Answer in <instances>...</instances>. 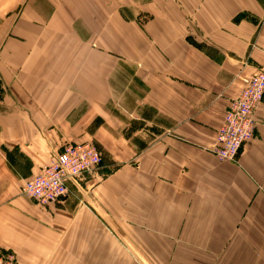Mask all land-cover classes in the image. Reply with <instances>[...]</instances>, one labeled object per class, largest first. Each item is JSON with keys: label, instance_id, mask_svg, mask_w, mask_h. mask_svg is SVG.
<instances>
[{"label": "crops", "instance_id": "0c3cea01", "mask_svg": "<svg viewBox=\"0 0 264 264\" xmlns=\"http://www.w3.org/2000/svg\"><path fill=\"white\" fill-rule=\"evenodd\" d=\"M262 64L264 0H0V254L264 264V102L236 160L212 150ZM71 141L102 164L41 206L22 186Z\"/></svg>", "mask_w": 264, "mask_h": 264}, {"label": "built area", "instance_id": "2783aa9c", "mask_svg": "<svg viewBox=\"0 0 264 264\" xmlns=\"http://www.w3.org/2000/svg\"><path fill=\"white\" fill-rule=\"evenodd\" d=\"M264 95V64L245 80V86L239 96L230 103L224 122L216 132L213 152L220 160H233L238 157L241 147L255 136V111L261 104ZM248 105L249 108H245ZM93 142H69L53 159L40 167L37 174L27 179L22 192L30 196L37 204L48 206L63 199L68 193L69 182H77L82 175L91 171H71L66 161L68 157L82 148H90L97 162L101 161V152L92 146ZM80 156V155H78ZM85 169H87L85 167ZM0 264H20L13 252L0 254Z\"/></svg>", "mask_w": 264, "mask_h": 264}, {"label": "rangeland", "instance_id": "374dc122", "mask_svg": "<svg viewBox=\"0 0 264 264\" xmlns=\"http://www.w3.org/2000/svg\"><path fill=\"white\" fill-rule=\"evenodd\" d=\"M152 3H154V1H151V7L149 10L150 12L155 11V9H154L155 5ZM155 3H157V1H155ZM171 6L173 7L172 4H171ZM125 17L127 18V24L128 25L133 24L134 26H136L135 28L138 30L140 29L139 27H141L142 23H144V24L149 23L150 24L151 21H153V20H155L156 22H158L160 20V16L158 13L155 15H153L152 13H149L147 15L144 14V15H141V16L134 18V19L130 15H125ZM122 28H124V27H118V30L116 32V34H118L119 36L124 35V33L122 32V31H124V29H122ZM172 45H173V41H172ZM156 47H157V45H155L154 50ZM101 49H103V48H101ZM127 49L129 50V52L131 54L133 53V51H135L136 53H140L142 51L141 47H136V48L128 47ZM163 50L164 49H162V51ZM165 50H167V52L172 54L171 49H165ZM106 51L107 50L104 49V52H106ZM121 51H122V54L118 53V55H117L118 58H124L123 52L125 51V49H121ZM155 51H157V50H155ZM103 53L100 54V57H101V55H102V57L104 56ZM126 58L128 60L129 57L127 56V57H125V59ZM130 62H132V61H130ZM105 63L107 64V62L105 60H103L102 65H105ZM56 64H57V61H55V63L53 65H56ZM135 65L139 66V68L141 66H143V64H139V63H135ZM109 66H110L109 67L110 70H111V68H113V66H116V67L122 66V67H126L127 69H129V67L126 64H124V62H119L116 64L114 62V63H111ZM247 76H243V75L241 76V79L243 82V87H242L241 91L243 90V88L245 86V80H246ZM261 100H262L261 103H263L264 102V95L262 96ZM231 103H237V101L234 102V99H233L231 101ZM246 107L249 108L248 105H245V108ZM92 146H94L97 149V151L101 152V150L99 149L97 144H95L94 142L92 143ZM243 146L241 148H243ZM89 150H90V148H86V149L82 148L81 151H79V152L77 151V149L72 150L73 152H75V151L76 152L73 154L74 155L73 157H72V155H70L68 157V160L66 161L67 167L71 171H93L96 168H99L102 164V154H101V161L97 162V160L94 158V156L92 154L87 153V151H89ZM214 154L218 158V155L215 152H214ZM78 155H80V156H78ZM236 159H237V157L234 158L233 160H236ZM85 167L87 169H85ZM139 254H140V252H139ZM101 260H102L103 264L106 263L107 261H109V259H101ZM173 262H174L173 258L158 259L156 256L155 257H137V256H135V257H120L117 260V264H173ZM112 264H113V262H112Z\"/></svg>", "mask_w": 264, "mask_h": 264}]
</instances>
